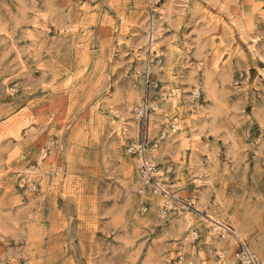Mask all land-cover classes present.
<instances>
[{
    "label": "rangeland",
    "instance_id": "rangeland-1",
    "mask_svg": "<svg viewBox=\"0 0 264 264\" xmlns=\"http://www.w3.org/2000/svg\"><path fill=\"white\" fill-rule=\"evenodd\" d=\"M223 226L264 264V0H0V264H241Z\"/></svg>",
    "mask_w": 264,
    "mask_h": 264
},
{
    "label": "built area",
    "instance_id": "built-area-1",
    "mask_svg": "<svg viewBox=\"0 0 264 264\" xmlns=\"http://www.w3.org/2000/svg\"><path fill=\"white\" fill-rule=\"evenodd\" d=\"M145 93L143 96L142 106L138 109L139 117V137L136 143L130 145L128 152L136 158L139 162V170L141 175V188L139 190L140 195H144L150 188L153 194L160 193L165 197H168V193L162 188L158 181L159 171L151 155L158 150L159 141L153 142L150 134V117L154 111L157 110V106H152L150 99V88L153 86L152 74L150 72V66L144 74ZM164 136H161V140ZM162 207L166 213L168 206L162 203ZM147 211V207H143V212ZM222 238H232L238 245L239 258L241 264H262L258 257L252 252L249 246L242 240L239 235L231 228L225 227Z\"/></svg>",
    "mask_w": 264,
    "mask_h": 264
},
{
    "label": "bare ground",
    "instance_id": "bare-ground-1",
    "mask_svg": "<svg viewBox=\"0 0 264 264\" xmlns=\"http://www.w3.org/2000/svg\"><path fill=\"white\" fill-rule=\"evenodd\" d=\"M152 27V26H151ZM151 47V46H150ZM211 223L215 226V228L218 230L220 225H222L220 222L216 221L214 218L211 219ZM222 228V227H221ZM225 226H223L222 231H224ZM216 230V231H217ZM223 235V234H222ZM240 237V236H239ZM255 254V253H254ZM256 255V254H255ZM257 256V255H256ZM258 257V256H257Z\"/></svg>",
    "mask_w": 264,
    "mask_h": 264
}]
</instances>
